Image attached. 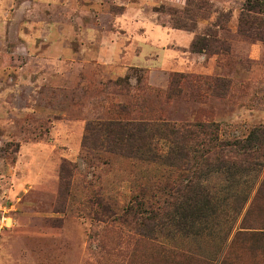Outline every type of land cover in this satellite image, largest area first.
I'll use <instances>...</instances> for the list:
<instances>
[{
  "label": "rangeland",
  "instance_id": "rangeland-1",
  "mask_svg": "<svg viewBox=\"0 0 264 264\" xmlns=\"http://www.w3.org/2000/svg\"><path fill=\"white\" fill-rule=\"evenodd\" d=\"M209 3L214 12L198 21L197 41L210 29L219 43L202 42L196 68H173L178 51L155 49L160 58L144 65L133 47L137 26L167 23L166 8H183L179 0H0V264H165L160 250L222 258L264 167L204 178L214 212L196 220L176 214L150 240L142 229L111 223L98 204L114 213L141 192L148 201L182 186L181 170L147 159L166 156L169 144L154 140L143 159L82 146L88 124L117 118L120 106L132 117L213 122L223 140L264 127V14L239 34L244 0ZM169 33L161 43L185 41ZM174 74L184 77L173 92ZM128 77L130 91L116 85ZM212 80L230 85L212 94ZM186 202L193 213L194 201ZM258 247L264 251V241Z\"/></svg>",
  "mask_w": 264,
  "mask_h": 264
},
{
  "label": "trees",
  "instance_id": "trees-1",
  "mask_svg": "<svg viewBox=\"0 0 264 264\" xmlns=\"http://www.w3.org/2000/svg\"><path fill=\"white\" fill-rule=\"evenodd\" d=\"M179 1L183 8L167 7L169 18L167 23L161 24L162 26L195 32L198 21L207 20L214 12L209 0ZM243 10L247 14L239 19L237 24L239 34L248 31L250 26H256L257 19L264 14V0H244ZM216 26L220 28L219 21ZM218 35L219 32L207 29L201 35L202 40L197 41L196 36L191 49L195 53L205 52L202 42L217 45ZM183 77L181 74L172 76L169 84L171 91L174 92V88ZM130 79L131 77H128L125 81L117 82L116 85L125 84L127 91H130ZM137 82L139 83L140 80ZM229 85V82L225 80H212L208 84V89L213 94ZM116 115L117 118L94 125L88 124V135L83 139V148L89 144L95 151L104 149V152H118L128 157L143 159L146 157H142L141 153L144 151L151 153L155 146L153 141L162 140L169 144L167 155L154 154L147 159L151 162L159 161L173 166L182 171V176L184 175V182L176 191L167 193L155 191L149 194L148 201L141 199L146 195L141 192L134 196L127 205L117 208L114 213L111 210L113 207L109 208L110 205L107 203L106 207L97 203L102 208L103 215L108 217L111 223L121 228L142 229L145 232L144 235L150 240H154L155 232L161 225H164V221L175 218L176 214L182 220L189 217L196 220L197 217L202 216L203 210L214 212V208L209 205L211 198L201 183L204 178L216 174L223 181L235 179L237 176L264 167V127H254L242 138L223 140L220 136V126L213 122L194 120L172 123L138 115L132 117L135 115L130 113L125 106L118 107ZM163 190L168 189L163 188ZM157 193H162V195L157 197ZM180 197L183 202L178 204ZM188 200L195 203V210L190 209L193 213H188L190 207V204L186 202ZM203 200L205 205L197 207L198 202ZM240 211H237V214ZM239 225V230L234 233L232 240L225 248L224 255L219 260L212 261L187 251L169 253L160 250L156 253L157 257L165 264H263L264 251L258 246L264 241V176ZM234 248L239 251L232 253ZM247 257L251 259L249 262L244 261Z\"/></svg>",
  "mask_w": 264,
  "mask_h": 264
},
{
  "label": "crops",
  "instance_id": "crops-1",
  "mask_svg": "<svg viewBox=\"0 0 264 264\" xmlns=\"http://www.w3.org/2000/svg\"><path fill=\"white\" fill-rule=\"evenodd\" d=\"M128 11L129 10L126 9L125 16L128 13ZM147 25L148 24L146 25L140 24V26H137V29L140 31L139 34L141 35H140L139 41L134 43V47L132 45L133 48L138 49V53L134 54V56L140 57L143 60L144 65H146L145 61H147L148 59L157 61L160 58V55H158L157 52H155L156 51L155 49H168V50L173 49V50L178 51L179 56H175V58H173L175 59L174 62L176 63L177 67H173V68H181V67L193 68L195 66H198L196 64L197 61L199 60L201 61V59H203L204 57L203 54L195 53L191 51L192 44L197 36V33L188 32L184 30L172 29L168 26L159 25L158 23L153 22V21L151 22L150 26H147ZM131 27H135V26H131ZM163 31L170 32L169 35L177 34L179 35V37H181L185 41L184 42L181 41L179 44H177L175 40H172L171 41L172 43L170 42L169 44L161 43V40L163 38L161 37V34L163 33ZM149 32L152 33V36H148ZM153 33L157 35L154 36ZM137 45H140V46L144 45L150 49H148L146 52L143 53L142 50L139 51L140 48H137ZM211 60H213V58H211ZM152 64L156 65L154 63ZM139 67L143 68L142 66H139ZM160 67H163V66H160ZM164 68H168V67L164 66Z\"/></svg>",
  "mask_w": 264,
  "mask_h": 264
}]
</instances>
